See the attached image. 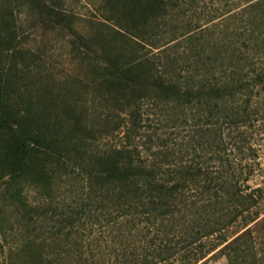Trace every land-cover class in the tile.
Listing matches in <instances>:
<instances>
[{
    "label": "trees",
    "instance_id": "16d2710c",
    "mask_svg": "<svg viewBox=\"0 0 264 264\" xmlns=\"http://www.w3.org/2000/svg\"><path fill=\"white\" fill-rule=\"evenodd\" d=\"M104 8L112 25L74 43L87 81L73 103L35 106L0 68L1 264H264V0Z\"/></svg>",
    "mask_w": 264,
    "mask_h": 264
},
{
    "label": "rangeland",
    "instance_id": "374dc122",
    "mask_svg": "<svg viewBox=\"0 0 264 264\" xmlns=\"http://www.w3.org/2000/svg\"><path fill=\"white\" fill-rule=\"evenodd\" d=\"M104 3L105 0H51L50 7L59 14L54 19L41 14L33 0H0V68L16 76L12 79L13 89L35 106L45 103L62 107L76 101L79 87L87 81V66L80 61L83 48L79 51L80 46L74 43L81 34L89 36L102 29V22L112 25L108 22L111 16ZM7 41L12 42L9 45ZM162 45L159 43L158 48L147 46L146 49L142 46V50L158 55L165 48ZM91 57L96 59L95 55ZM87 100L91 109L95 105L98 115L108 112L98 100ZM156 124L152 121L148 125L150 130L158 129L155 131L162 137H171L179 144L178 149L187 142L185 131L168 129L165 123ZM257 140L259 152L253 163L256 167L253 183L255 187L264 188V136ZM194 156L190 151L184 155V160L191 162ZM261 208L264 209V201ZM260 226L264 236V221ZM1 260L0 255V264ZM203 262L227 264L225 257Z\"/></svg>",
    "mask_w": 264,
    "mask_h": 264
}]
</instances>
